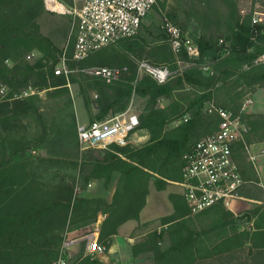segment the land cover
<instances>
[{"label":"trees","instance_id":"1","mask_svg":"<svg viewBox=\"0 0 264 264\" xmlns=\"http://www.w3.org/2000/svg\"><path fill=\"white\" fill-rule=\"evenodd\" d=\"M44 11V0H0V82L8 86L0 100V264H50L68 229L100 213L105 217L99 240L110 248L122 224L140 220L151 185L164 190L181 181L184 155L218 129L221 117L207 106L214 102L240 113L244 100L264 87V61L256 62L264 54V24H254L252 12L242 13L238 0H190L191 38L201 51L195 59L185 50L178 58L168 32L143 22L137 35L76 60L74 35L60 47L42 32L38 18ZM169 16L186 34L175 12ZM64 51L71 72L57 75L54 68ZM179 59L185 63L182 69ZM138 60L178 72L159 84L148 74L139 75ZM94 66L127 69L107 81L85 71ZM72 83L79 86L89 122L125 112L133 96L145 98L136 129L147 139L139 145L112 143L99 154L95 149L80 153ZM29 86L37 92L14 98ZM40 91L46 93L50 112L41 110ZM161 99L169 102L161 105ZM242 117L247 132L233 144V153L243 178L257 182L245 146L264 141V113L245 111ZM32 148L57 154L36 157ZM51 167L73 168L77 174L45 179L43 170ZM115 173L119 178L111 201L86 195L92 181L103 179L108 187ZM170 199L173 212L160 218V229L149 230L132 245L134 256L150 252L156 264H214L245 250L251 256L264 254V200L242 212H249L255 224L241 227L221 203L191 214L183 194L171 192ZM166 240L169 245L163 248ZM77 260L100 264L88 255Z\"/></svg>","mask_w":264,"mask_h":264},{"label":"built area","instance_id":"2","mask_svg":"<svg viewBox=\"0 0 264 264\" xmlns=\"http://www.w3.org/2000/svg\"><path fill=\"white\" fill-rule=\"evenodd\" d=\"M159 0H44L45 8L50 12L68 14L71 17V35H74V53L76 60L84 59L90 53L104 45L121 38L135 36L139 33L145 18L158 6ZM164 14L163 27L168 32L174 53L180 56L182 50L187 52L191 59L200 56L198 44L188 35L183 34L181 28ZM254 24H264V7H258L252 13ZM32 53L28 55L31 58ZM264 61V54L256 62ZM180 69L185 63L179 59ZM139 75L148 74L159 84L166 83L173 75L174 70L168 66L153 65L146 60L138 63ZM205 70L209 66H203ZM126 67L94 66L85 71L112 81L126 70ZM57 75L71 72L67 64L66 52L60 55V61L55 65ZM8 86L0 82V100L7 95ZM37 90L29 86L14 98L35 94ZM253 102L250 97L243 103L241 112L218 106L211 102L207 106L209 112H216L221 122L216 131L199 139L184 155L182 180L175 181L182 188V194L187 201L191 214H197L216 204H223L230 208L233 199L249 200L240 194V190L249 182L240 172L239 165L234 157L233 144L244 140L247 126L243 121L242 113ZM139 126V115L126 110L104 120H95L88 123H79L77 127L79 144L83 148L101 146L107 148L112 143L125 145L135 143L134 133ZM249 160L257 168L258 159L264 156V148L253 150L246 145ZM80 192V187L76 188ZM161 228V227H160ZM159 228V229H160ZM99 231V230H98ZM74 241H66L58 258L50 264H74L69 257L68 249ZM107 244L101 243L98 232L87 238V252L93 257L104 254Z\"/></svg>","mask_w":264,"mask_h":264},{"label":"rangeland","instance_id":"3","mask_svg":"<svg viewBox=\"0 0 264 264\" xmlns=\"http://www.w3.org/2000/svg\"><path fill=\"white\" fill-rule=\"evenodd\" d=\"M160 1H159L158 6H156L154 10H152V12L145 18L144 25L151 26V28L161 27L162 29H164L163 27L164 14L163 13H165L166 16L171 19V17L169 16V13L175 12V14L177 15L176 23L180 24V26H184L186 29V35L191 37L193 26H192V21H191L192 19L190 20L188 16V10L190 8V0H163L165 2V6H163ZM238 5L240 6L242 13L244 14L249 13V12L253 13L254 10L257 9L258 7H262V6L264 7V0L262 1L259 0L255 4H253V0H238ZM38 22L44 34L51 36L60 47L67 46V43L69 41V36L72 34L70 15L50 12L45 8V11L38 18ZM37 55L38 53L36 52L29 59L32 60ZM59 61H60V57H59L58 62ZM139 61L141 60H138V63ZM138 70H139V66H138ZM179 71L181 70L179 69ZM177 72L178 71L175 70L174 74H176ZM39 94H40V97L43 99L41 102V110L50 112L51 107L47 106L48 104H50V102L45 100L46 99L45 91H40ZM71 94L74 99V108L77 114L78 124L88 123L89 122L88 113L84 107V100L82 96H80L79 94V86L76 83H72L71 85ZM96 96L97 95L94 93V97ZM250 97L253 99V102L248 106L246 111L252 114L264 113V87L258 88V90L253 95L248 96L246 99ZM246 99L244 100V102L246 101ZM168 102L169 101L167 99H161L160 104L164 105ZM145 103H146L145 98L133 96L130 106L128 107L127 110H129L130 113L133 112L139 115L140 112L144 109ZM29 122L31 123V118H29ZM25 123L27 124L28 129L31 132H34V129L33 130L31 129L32 127L30 126V123H27V122ZM32 125H34V122L32 123ZM249 147L253 150V152L259 151L262 148H264V141L249 144ZM89 149H95L97 150L96 152H98L97 154H99V152L105 148L101 146L83 148L79 144L80 153H84L88 151ZM30 152L36 157H38V155H42V156L52 155L53 156L57 154L55 151H48L46 149H36V148L30 149ZM245 154L247 156V159L249 160V153L246 149V146H245ZM66 156L68 155L66 154ZM76 174H77L76 169H73V168L51 167L47 171L43 170V177L48 180H53L58 175L75 176ZM257 174L259 178L257 182L249 181L246 184V186L240 190V194L247 197L249 200L233 199L231 201L230 208L228 209L232 210L236 215L243 214L242 212L244 210L248 208H253L257 204H261L262 201L264 200V156H261L258 159ZM118 175H119L118 173L114 174V178L108 187H105L103 179L92 181V183H90L86 188V195L103 196V197H106L107 200L110 199L109 201H111L112 195H113L112 193H113V188H114V181H115L114 179H116ZM171 192H178L182 194V188L179 185H176L174 182L170 183L167 186V188L164 190H158L153 184L151 185L150 193L147 197V203L141 211V219L145 221L140 222L141 220L139 221L129 220L126 226H129L131 224L133 225L136 224V225L134 227H123L121 229L122 237L124 238V241L121 242V246L119 247L118 251L122 255L124 254L126 256L127 249L130 248V245H129L130 241L127 235L134 237L133 243H135L138 240H140L144 236V234H146L149 230H152L155 227L161 226V221H160L161 216H164L166 214H169L170 212L171 213L173 212V204L170 199ZM249 196H252L254 198L249 197ZM104 217H105L104 214L100 213L97 219L95 220L81 222L76 232L73 229H71L73 225L68 229V232L66 235L67 237L64 240V243L69 240L74 241L73 245L68 249L70 260L74 264H77L76 261H73L74 259L79 260L83 256H87V238L88 236H90L91 234L95 232H98V235H99L98 230L101 226L102 221L104 220ZM248 224L254 225L255 219H252V222L243 223L241 227H245ZM167 244H168V241L165 242L162 245V247H166ZM108 249L109 248H107V251L104 254L106 253L109 254ZM80 252H83V254L81 255ZM142 257L145 259L147 258L154 259L152 256V253L150 252H146V253L144 252V254H142ZM125 261L128 264L129 263L132 264V262H129L127 258L125 259ZM235 263L236 264H264V254H261V255L256 254L255 256L254 255L251 256L248 254L247 250H245L239 255L235 256L234 258L223 259L222 261L220 262L217 261L214 264H235Z\"/></svg>","mask_w":264,"mask_h":264},{"label":"crops","instance_id":"4","mask_svg":"<svg viewBox=\"0 0 264 264\" xmlns=\"http://www.w3.org/2000/svg\"><path fill=\"white\" fill-rule=\"evenodd\" d=\"M114 178V177H113ZM118 178H119V175L117 176L116 179H114V188H113V192L116 188V185H117V182H118ZM113 194V193H112ZM106 198V197H105ZM110 200V199H109ZM171 213V212H170ZM169 213V214H170ZM168 215V214H166ZM165 216V215H164ZM162 217V216H161ZM140 222H143L145 220L141 219V214H140ZM129 221H127L126 223L122 224L120 227H119V230H118V233L116 235H114L112 237V243H111V246L110 248L108 249L109 250V254L106 253V254H98L96 256H91L88 252H87V255L89 257H91V259H95L97 258L100 262V264H128L126 263L125 259L127 258L129 262H132V264H156L155 260L154 259H151V258H143L142 257V254L144 253H140L138 255H133L132 253V245L134 244V237L130 236V235H127L128 236V239L130 241V248H128L127 246V254L126 256L123 254H121L118 250H119V247L121 246V242L124 241V238L122 237V232H121V229L123 227H134L136 224H131L129 226H126V224L128 223ZM137 223V222H136ZM79 224L81 223H78V224H75L72 226L71 229H73L75 232L77 231V228L79 226ZM99 226V225H98ZM161 227V226H160ZM158 226V228H160ZM156 228V227H155ZM154 229V228H153ZM70 233V232H69ZM72 234V233H71ZM116 238V240H115ZM167 242V241H164V243ZM162 243V245L164 244ZM169 244H167L168 246ZM166 246V247H167ZM166 247H163V248H166ZM122 252V251H121ZM83 254V252H82ZM81 254V255H82ZM151 255V254H150ZM98 256V257H97ZM76 261V259L74 260ZM154 261V262H153ZM76 263V262H75ZM131 264V263H129Z\"/></svg>","mask_w":264,"mask_h":264},{"label":"water","instance_id":"5","mask_svg":"<svg viewBox=\"0 0 264 264\" xmlns=\"http://www.w3.org/2000/svg\"><path fill=\"white\" fill-rule=\"evenodd\" d=\"M147 137H148V134H146V133H144V134L134 133V135H133V139H134L135 143L142 142V141L146 140ZM252 219H253L252 215L249 212H244L243 214L236 215V220L239 222H242V223L252 222Z\"/></svg>","mask_w":264,"mask_h":264}]
</instances>
